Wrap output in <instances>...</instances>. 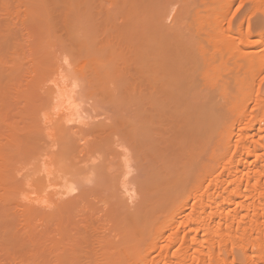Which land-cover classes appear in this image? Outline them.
Returning <instances> with one entry per match:
<instances>
[{"label": "bare ground", "instance_id": "bare-ground-1", "mask_svg": "<svg viewBox=\"0 0 264 264\" xmlns=\"http://www.w3.org/2000/svg\"><path fill=\"white\" fill-rule=\"evenodd\" d=\"M8 1L0 0V11H12L10 5L12 2ZM15 1L20 4L18 8L23 6L20 7L23 9L22 12L28 13L25 15L27 21L33 18L37 22V18L34 17L36 12L42 15L41 18L48 19L52 16V27L56 26L51 31L56 30L59 35L64 32L65 36H63L67 43L65 57L68 56V59L64 58V62L68 66L64 68L72 67L66 69L67 75L71 73L66 76L67 71L61 68L64 66L63 62L58 61L61 66L58 62L54 65L55 58L52 67L47 68L50 71L45 77L48 86V89L45 88L48 95L45 108L49 116L45 115L47 117L44 120L43 115L42 121L51 126L52 130L51 128L50 130L55 134L52 132L54 135H51V131L47 128L48 136H54L50 137L53 141L47 142L48 145L47 143L42 145L46 141L37 143L38 146L44 147L35 145L37 149L32 153L37 156V161L31 163L32 166L35 163V166L32 173L28 174L27 183L34 187L32 188L36 193L34 200L42 204L51 197L49 204L54 203L62 209L60 212L64 210L68 213L69 209L72 211V203H80L77 200L83 196L85 190L81 188L79 191L77 183H81L82 186L84 180H89L87 176L89 174L96 177V180L98 177L102 182V166L105 164L103 160L93 167L88 166L89 170L86 168V173L83 169L78 171V168L72 173L73 169L70 167L72 171L68 170L67 166L72 162L74 164L72 163L71 166L80 163H75L73 159L80 158L79 154L82 156L84 150L90 146L91 151L92 148H96L95 151L97 148L100 150L104 148L107 153L103 150L107 156L106 161L109 158L114 161L113 173L103 180L108 184L103 185L107 187L106 192L108 190L109 195L115 200V203H111L113 201L111 199L107 200L113 206L106 205L112 208V211L105 212L108 213L105 221L116 215L114 218H117L115 220L118 223L117 228L111 226L113 228L110 230H113L109 233V225L105 226L106 231L100 224L103 221L97 223L98 221L94 220L99 217L93 214L95 207L91 206L89 201H85L88 197L86 190L83 203L85 205L88 203L89 208L93 209L90 212L93 213L88 211L91 215L88 216L89 218L85 216L87 220L83 219L85 217L80 218L83 224L82 222L74 224L77 227L81 223L82 228L80 226L81 229L73 231L74 233L70 232L71 227L68 223L74 219L69 220L70 218L64 215H60V219L64 217L63 224H60L63 219L58 220L61 228L65 227L64 232L59 230L61 228L56 223L58 238L65 237L66 241L72 239V245L75 241L73 238H77L79 244L77 242V245H73L74 249L71 246L72 253L68 251L71 247L65 250L66 248L62 246L63 239H56L62 243L60 242L61 246H59L60 243L55 242L57 244L55 248L58 246L59 252L68 251L69 253L63 252L66 256H71L69 254L72 253L73 259L83 252H87V257H83L82 262L83 255H80V259L77 257L79 260L77 258L73 260L74 263L69 261V258L57 259L56 254L50 253L58 252L57 248L52 247L54 243L51 242L56 235H53L51 240L49 238L46 240L50 241L53 245L48 242L49 246L55 249L54 252L49 251L51 254L48 253L49 257L56 255L54 259L61 260L59 264H69V262L72 264H264V0H251L254 12L239 20L228 19L229 8L235 0H220L217 5L212 4L213 6L208 4L207 7L211 6L209 10L204 6L196 13L199 15L198 28L196 24L191 25L192 18L189 14L196 0H180L179 9L171 23L167 21L172 11L169 8L165 11L160 10L156 0H40L38 4H28L26 0H13L14 3ZM40 11L51 16L47 17V14L44 15L43 12L41 14ZM95 12L96 16H94ZM255 12L261 13V17L256 16ZM32 13L34 14L31 15ZM2 25L0 21V35L3 31L1 28L4 26V29L7 28L6 23ZM47 26L51 27L49 24ZM58 27L61 31L56 29ZM192 28L197 33L200 32L202 37L192 34ZM6 31L8 33L9 29L7 28ZM7 33L3 35L6 36ZM1 37L0 40H3L0 41V94L5 95L17 90L15 88L17 82L14 83L15 79H12L18 75V72L15 74V69L23 57H17L15 54L17 49H14L13 44L19 40L13 42L12 39L13 44H11L10 38L6 40L5 37ZM32 54L31 57H35L36 54ZM47 56L45 60L53 61L54 58L47 59ZM18 58L22 60L18 61L20 60ZM44 59L39 61H45ZM9 64H12L10 71ZM78 81L88 88L91 95L92 92L95 94L92 96L99 99L98 103L127 107L132 114L142 115L145 119L141 125L128 122L119 125L122 136L119 135L124 140H121L123 145L127 144L129 151L133 153L132 156L144 170L139 191L142 195L140 197H143L142 204L139 209L136 208L137 211L134 209L135 212L129 211V197L120 195L126 189L124 177L126 178L127 175L125 167L128 160L124 151H117L113 146L109 147L116 139L114 142L107 139L108 132L106 137L101 135L102 137L98 139V135L103 130L100 128L101 132L99 130L98 135H95L97 137L96 140L94 139L95 145L93 140L91 141L93 145L87 143L89 146L84 144L85 142H82L84 145L80 143L82 132L80 126L86 123L78 124L80 117H77L74 108ZM20 84L22 85V82ZM7 96L10 97L9 94H6ZM6 107L11 109L9 104ZM6 117L7 115L5 120ZM76 123L79 129L75 127ZM94 128L90 130H95ZM47 133L46 137H48ZM103 140H109L110 143ZM26 191L29 193L28 190ZM75 191L79 193L69 198L68 196ZM59 196L68 199L65 202L54 200L55 198L59 200ZM97 208L100 210L99 213H104L107 209L103 208L105 210L102 211L99 206ZM74 209L78 210L75 207ZM75 213L77 212H74V215L78 216V213ZM84 213L81 212L80 215ZM109 214L112 217L108 220ZM52 216L51 218L54 219L57 217ZM51 218L48 214L49 223L57 220ZM113 221L111 219V222ZM30 230L27 231L28 236L30 234L33 237L36 231L31 234ZM62 233H65L64 237ZM75 233L77 237L75 235L73 237ZM146 233V236L151 233L152 238L148 237L150 240L145 242L143 250L141 248L142 251L140 253L137 251L136 254L130 242L134 237L136 239V236L144 237ZM34 237L30 242L36 241L34 239L38 237L37 234ZM40 245L35 248L38 249ZM74 252L79 254L74 257L76 254ZM25 256L20 255V259L24 257L25 260ZM23 259L18 264L26 261ZM27 261L26 263L29 262ZM36 263L39 264L37 260Z\"/></svg>", "mask_w": 264, "mask_h": 264}, {"label": "rangeland", "instance_id": "rangeland-1", "mask_svg": "<svg viewBox=\"0 0 264 264\" xmlns=\"http://www.w3.org/2000/svg\"><path fill=\"white\" fill-rule=\"evenodd\" d=\"M39 1L40 0H36V1L35 0H29V1L26 0V2L28 4H38ZM219 1L220 0H196L193 3V5H192L193 6L192 7L193 9L189 11V14H191L190 17L192 18L191 25H195L196 24V27L198 28V19L197 18L199 17V15H197L196 13H197V11L199 9L204 8V6L207 7L208 4H210V5L216 4L217 5L219 3ZM8 2L9 3L12 2V4L10 3V5L12 6V11H10V12L0 11V21H1V25L2 24L5 25V23H6V25H7L6 27L9 29V32L10 33L9 32L7 33V31H6L7 28L4 29V27H5L4 26V27L1 28V31L2 30L3 31H2V33H1L0 36L5 37L6 40H8L10 38V41L9 42H11L12 39H13L12 40L13 42L19 40L18 42H15L14 44L11 42V44L15 45V47L14 46H11L10 43H8V44H10L11 47H14L15 50L17 49L16 50V53H15L16 56L17 57L20 56L21 58L23 57L22 58L23 60L20 59V58H18L20 60H18V59L17 60L18 61H21L22 60L23 62L21 61L22 64L20 62L18 64L17 68L15 69V71H16L15 74H17V72H18V75H19V76L18 75H15L13 77L12 80L15 79L14 80L15 82L11 80L14 83H16V82L18 83V84L16 83V85H15V88H17V90L15 89L13 92L10 91L9 93H6L7 95L9 94L10 97H8V96L6 97V94L5 95H3V94L1 95L0 94L2 96V97L0 96V98H1L0 99V105H2L5 102L4 100L9 101V102H5L3 104V106H0V120H1L0 121V239L2 238V240H3V241L0 240V243L2 242L0 244V260H1L0 262H4L3 264H12L13 261H14L13 264H15L16 261L18 260L17 263H16V264H18V263H20V260H22L24 258L23 257V258L20 259V255H22V256L24 255L25 256V254H28V253H30V255L28 254L29 256L28 255L25 256V260L27 261V259H28L29 262H31L33 260L34 261L33 262L34 264L36 263V260H37V262L39 264L40 263L42 264L44 261L47 262V260H49V262H47L46 264H56L57 262H58L57 264H59V261L62 260L61 257H64L65 259L66 258H69V261H71V262L74 263L75 259L77 257L79 258L80 255H83L82 258H81V261L83 262L84 261V258L87 257V255H86L87 252H83L85 254H83V253L81 254L80 253V255H77V254H79V252L78 253L74 252V254L76 253L75 255L73 254L74 257L76 255H77V257H75V259L71 258V257H73L72 256V253H73L72 252L73 251L72 250V247H73V245H77L76 244L77 242L79 244V241L76 240L77 238L76 239L73 238V240H75L74 241L75 244L73 242V245H72V239H68V241H66L67 238L64 239L65 238L64 237L65 236L64 235L65 233L64 234L62 233L63 234L62 236L64 237V238H62L64 240V241H62L63 243L61 241L60 242L62 244H64L62 246L66 248L65 250H67L68 248H70L72 246L70 249H68V251L72 252V253L69 254L71 256H66V254L63 253V252H66L64 250L63 251L60 250L61 252H59L58 251L59 250L58 246L56 247L57 248L56 251H58V252H54L55 249H56L55 248V244H56L55 242L58 241L56 239L62 240V239H60L61 236H60V238H58L59 237V233L56 230L57 229V226H58V225L56 226V223H58V220H62L64 217H67L68 216L70 218L69 220L74 219V220H71L72 222L70 221L68 223V226L71 227L70 229L68 228L70 230V232L71 231L73 232V231H76L78 229H81L83 222H82V220L80 218L81 217L83 218L85 216H87V218H89L91 214H88V211L90 212V210L91 211L93 210V209H90L88 203H86L87 201H89V204L91 203V206H94L95 207V208L94 207H91V208H94V211L95 212L94 213L93 212H90V213H93L95 217L97 216V217L100 218V216H101L100 219L98 218L96 220L94 218V220L96 222L98 221L97 223L103 221L102 222L103 224L100 223L102 225L101 226L102 229H104V230L107 231V229H106L107 227H105V226H108L109 225L108 226V230H110V228H113V227L115 228L116 225L118 224L115 221L117 218H114V217H116L115 214H113V216L115 215L114 217H112L111 214H109L110 217H108V220H109V218L112 217L111 219H112V221L114 219V221H115V222L113 221L114 223L111 222V219L109 221H105V220H107L108 213H111L110 210L112 208H110V207H111V205L113 206V204H111V203L112 202L115 203V200L111 197V195H109L110 193H109L108 190L106 192V188L107 187H105L106 186L105 184H108V182L105 183V181L103 182V180L106 179V176L107 175H110L111 173H113V170H114V161L111 158H109L106 161V157H107L106 154L107 153L104 150V148H102L101 150L99 148H97V150H96L97 152L95 151L96 148L95 149L92 148V151H91V147L87 143H91V141L93 140L92 142L95 145V140L97 138L95 135L97 133L101 132V129H103L104 131L102 130V132H104V133L101 132L102 134L101 133H100V135L97 134L98 137H99L98 139H100V136L101 135H105V137H106V133L108 132L107 133L108 136L106 138L109 139V140H111V141H113V142L116 139L117 142L115 140L114 143L115 144H119V145H115L113 142H111L113 144H110L109 147L113 146V148L117 149V151H124L128 155V156L126 155V158H127L128 161H127V165L125 167V171L127 172V175H126V178L124 177V181L126 182V187H125L126 189L123 188V189L127 190V192H124L125 191L124 190L123 191V194H120V192H119V194L122 195V196H125L126 198L129 197L128 198V205H130L129 206L130 207L129 208L130 209L129 211H131V212L134 211L135 212L136 208L139 209L140 206H141V204H142L141 201H142L143 197L142 198L140 197L142 195H141V193L139 191H140V188H141V185L140 184L142 183L141 180H143V176H144V170L141 169V167L139 166V164L136 161V159L134 158V156H132L133 153L131 154L132 151H129L130 149L127 146V144L126 145L125 144L123 145V142L121 141V140H123V138H121V136H122L121 133L122 132H121V129L119 128L120 127L119 125H120V123H123V122H128V123H131V124L139 123L138 125H141V124H143V120H145V119L143 118L142 115L135 116L134 114H132L127 109V107H117V106H110V105H106V104H101L100 102L98 103L99 99L98 98L96 99V96H94V98L92 96V95H95V94L92 92V95H91V93L89 92L88 88L86 86H84V84L81 81H78L79 84H78V86H76L77 88L75 90V100L76 101H75L74 108L76 110V114H78L77 117H80V123H78V124H84V123H86V124H84V126L83 125L80 126V129L82 130L81 133H83V134L80 133L81 137L79 139L81 141L80 143H82V142L84 143L85 142L84 144H87L89 146V148H87V149L84 150L85 152L82 153V156H81V154H79L81 160H80L79 157L78 158H79L80 161L78 160V158L77 159L76 158L73 159L75 161V163L76 162L77 163L80 162L79 164H76L77 167H76V165L75 166L74 165L71 166V164L73 163L72 162L71 164H69L70 166L69 165L67 166L68 168H66V169L71 170V171L73 169L72 173L77 168H78L77 169L78 171L79 170L82 171V169H83V172H84V170L86 168H87V170H89L88 166L93 167L97 163H100V161H103L104 160L105 161L104 162L105 164L102 166V168H103L102 169L103 180H101L102 182H100V180H98V177H97V180H98L97 181L96 180V177L91 176L89 174V175H87V176H89L88 177L89 180L88 181H85L84 180L83 182H85V183H83L82 186H81V183L80 184H79V182L77 183V187L79 188V191H80L81 188L82 189H85L84 190V193H86V190L89 191V192L87 191V193H86L89 198L86 197V200H85L86 201L85 203L88 206H86L83 203L84 202V200H83L84 193H83V196L81 198H79V199H81V201H79V199L78 200L76 199L78 203L80 202L79 204L81 205V210H83V211L79 210L80 205L79 204H75L76 203L75 202V203H72V206H73L72 207V211L69 209L68 210V213H66V211L63 210L64 211V214H63V211L60 212V210H62V209L58 208L56 206V204H54V203L49 204L48 201H51L52 200L51 197L49 198L51 200L47 199L48 201L46 203H42V204H40L41 202L40 203H37V201L34 200L35 198H33V197H36V193L33 191L34 189H32L34 187L30 186L29 183H27V178H29V175L28 174H31L32 173L33 168L35 166V163H34L33 166H32V164H33V162L35 160L37 161V159H36L37 156H35V154H32V153L35 152V150L37 149V147H44V146H38V144H41L42 142L44 143L46 141L44 144H42V145H46L47 142L50 143V142L53 141V138L51 140L50 137H54V136H48V133L47 132L51 131L52 128H51V126L47 125L46 122H44L45 117L49 116V114L47 112L48 110L45 108V106L47 105L46 103H48V97H46V96H48L47 93H46V91H47L46 89H48V86H47V81H45L46 80L45 77L48 76L49 71H50L48 69H50L52 67L51 64H52V62L55 61V58H56V63H54V65H56L58 61L59 62L62 61L63 63L62 62L61 63L64 66H61L62 64L58 62V64H60L61 68L66 67V65L68 66V64L64 62V58L68 59V56L65 57V55L67 54V53H65V52H67V43L65 41L64 32L59 35L56 30L55 31H51V29L54 30V28L56 26V25H54V28L52 27L53 26V22H52V19L53 18H52L51 15H48L44 11H40L41 14H42V12H43L44 15L47 14V17L51 16L48 19H46L44 17L45 18V21H44L43 20L44 18H41L42 15H40V14L38 15V13L36 12L35 13L36 15L34 17L37 18V22H36V19L34 20L33 18H31L34 21V23H32L33 21L31 19H28V21H27V18L25 17V15H27L28 13H26L24 11H23L24 13L22 12L23 9H21L20 7H23V6H19V8H18V5H20L19 2L15 1V3H14L13 0H9ZM179 3H180V0H156L157 7H159L160 10L165 11V10H167L169 8V10L172 11V13L170 15V18L168 17V21L167 22H169V23H171L173 21L174 15L177 13V11L179 9V6H180ZM210 8H211V6L210 7L209 6L207 7L208 10ZM250 12H254V6H253V3L251 2V0H235L234 4L229 8L228 19L229 18H235L236 20H239L243 16L249 14ZM33 14L34 13H32L31 15H33ZM255 15L258 16V17H261V13H259V12H255ZM94 16H96V12H95V15ZM39 17H40V20H38ZM28 18H29V16H28ZM96 18H98V17H96ZM42 20L45 23L42 22ZM46 20H47V22H46ZM94 20H96V19H94ZM49 21H51V22L49 23ZM2 22H5V23H2ZM7 23H9V24H7ZM48 24H49V26L51 25L52 28L51 27L48 28V26H47ZM94 25L96 26V21L94 22ZM46 29L48 31H46ZM56 29L57 30L59 29L58 31H61V29L59 27L56 28ZM4 31H6V32H4ZM50 31L53 33L54 36L53 35H50V34H52V33H50ZM3 32L4 33H7L9 35L6 34V36H4L5 34ZM48 32H49V35H48ZM55 32H57V33H55ZM45 34H46V36H45ZM192 34L199 35L200 37H202V34L200 32L197 33V31L194 28H192ZM39 35H40V38H39ZM22 36H23V38H22ZM41 36H43V37H41ZM37 39H39V40H37ZM1 40H3V39H1ZM37 41H39V42H37ZM43 44H45V45H43ZM42 45L44 46L43 48L41 47ZM37 47H41V48H37ZM34 49H36V50H34ZM60 49L63 50V51H61ZM24 50H25L26 53L24 52ZM49 52H50V54H49ZM10 53H11V51H10ZM12 53L14 54L13 51H12ZM31 54L32 55H35L36 54V55H35V57L32 56L33 57L32 58L31 57ZM49 55H51V56L53 55V56L50 57ZM61 55L64 56V57L62 58ZM41 56H42L43 59L45 58V56H47V59L48 58H54V59H52L53 61H51V59H48L49 62H48V60H45L46 58L44 59L45 61L42 60L43 62L40 60L43 63L42 64L39 61V59H42ZM38 63H41V65L40 64L38 65ZM34 64L36 66H38V67H36ZM44 65H46V66H44ZM39 66H41V68ZM48 67H50V68H48ZM9 68H11V69H9ZM67 68L69 69V68H72V67H67ZM67 68H64L65 69V72L67 71L66 74L64 72V74L66 76L71 75V73L67 75V73H68V70H66ZM20 69H21V71H20ZM8 70L9 71L12 70V64L10 66H8ZM61 70H63V69H61ZM70 71H72V70H70ZM34 72H36V73H34ZM37 75H38V77H37ZM31 79L33 80V82H32ZM21 82H22V85L20 84ZM42 87H44V88H42ZM40 92H42V93H40ZM77 92H79V94H77ZM90 95H91V97H90ZM11 97L14 98L17 101L15 102L14 99H11L10 100L9 98H11ZM17 97H19V98H17ZM2 98H4V100ZM19 100H21V101H19ZM6 103H8L10 105L11 109L9 107H6L8 105ZM43 111H45V112H43ZM74 113H75V111H74ZM1 115H2V119H1ZM5 115H7V117H6L7 120L4 119L5 118ZM43 115H44V120L42 121ZM45 115H47V116H45ZM41 123L44 124L43 125L44 127L47 126L44 129V131H46L45 133H43L44 131L41 132V130H43V128H44ZM73 125L71 127H73ZM41 127H43V128H41ZM75 127H78L77 129H79V126L77 125V123H76V126ZM47 128L49 129V131H48ZM50 128H51V130H50ZM93 128L95 130H90V129H93ZM106 129H107V131H105ZM88 131H90V132H88ZM52 132L54 133V131H51V133H50L51 135L53 134ZM46 133H47V136L49 138L46 137ZM93 134H94V136H93ZM119 134H121V136ZM105 137L103 136V139ZM108 137H110L111 139L108 138ZM81 138H82V140H81ZM83 138H85L84 139L85 141L83 140ZM54 139L56 140V138H54ZM101 140H102V138H101ZM103 141L104 142H108L106 140H103ZM49 143H47V145ZM93 143H91V144L93 145ZM109 143H110V141L108 142V144ZM35 145L37 147H35ZM114 145H115V147H114ZM45 148L47 149V147H45ZM86 150L88 152H86ZM103 150L105 151L106 154L104 153ZM31 151H33V152H31ZM87 153H88V155H87ZM81 161H82V163H81ZM72 173L70 172L71 175H72ZM85 173H86V170H85ZM66 174L68 175V171L66 172ZM87 176L85 177L86 180H87ZM68 177H70V175ZM24 182H26L27 184H25ZM139 185H140V187H139ZM24 186L27 187V188H25ZM26 190H28L29 193H27ZM30 190H31L32 193L30 192ZM79 191H78V193H79ZM33 192L35 194H33ZM101 192H103V193H101ZM78 193H77V191H75L73 194H71V196H68V197L71 198L73 196H76ZM88 193H90V194H88ZM127 193H128V195H127ZM26 194L27 195L29 194V195L27 196ZM49 196H47V197H49ZM68 197L62 199L61 196H59V200H58V198H55L54 200H57L59 202H65V201H67ZM109 199L113 200V201H111L110 204H109L110 201H107ZM29 202L30 203L32 202V203L30 204ZM106 205L110 206V207L107 206L109 208V211H108V208L106 207ZM98 206H99V209H101L102 211L105 210L103 208H107V209L104 211V213H102V212L99 213L100 210H98V208L96 209V207H98ZM101 206H103V207H101ZM40 207H42V208H40ZM48 207H49V209H48ZM74 207L76 209H78L80 212L78 210L76 211L74 209ZM44 209H46V211H44ZM74 212H77L78 213V216L77 215L75 216L74 215ZM81 212L82 213L85 212L84 214H81L83 216L80 215ZM105 212H108V213L105 214ZM60 213H62V214H60ZM77 213H75V214H77ZM48 214H50V218H51V215H53L55 217L56 216L58 217L60 215H62V216L64 215V217L62 219H60L61 216L59 218L56 217L55 219L54 218H51L52 220L53 219L54 220L57 219V220L55 222L50 220L51 222L49 223V220L47 219L48 218ZM102 214L103 215L105 214L106 216L104 215L105 216L104 217V216H102ZM45 215H47V216H45ZM72 215H74V216H72ZM44 216L46 217V219H45ZM43 218L45 220H48V221L46 222ZM85 218H83V219L84 220H87V218L86 219ZM63 221H64V219L61 221L60 224H63L62 223ZM73 221H75V223H73ZM76 222H82V224L81 223L79 224L81 226V228H79L80 226L75 227V225L77 224ZM84 222H87V221H84ZM52 223L53 224L55 223V224L53 225ZM60 224H59V226L61 228V225ZM29 225L30 226H33V227H28ZM103 225H104V227H103ZM34 226H35V228H34ZM111 226H113V227H111ZM30 228H31V230H30ZM29 230H30L29 233H31V234H34L35 231L37 232V233L35 232V234H34L35 237H36V234H37V236L40 237L39 239H42V238H45V239H42L40 241L38 239V237L35 238L32 235L35 238L34 240H36V241H34L35 243L34 242H30L33 239V237H31L30 234L28 236V232L27 231H29ZM54 230H56V231H54ZM59 230L61 232H64L65 227H64V229L61 228ZM112 230H110V232L109 231L108 232L111 233ZM31 231H33V233ZM114 231H113V233H114ZM26 232H27V234H26ZM46 232H48V233H46ZM57 233H58V235H57ZM40 234H41V236H40ZM46 234L48 235L47 237H46ZM114 234H112V235H114ZM1 235H3V236H1ZM53 235L54 236L56 235L55 238H54V241L51 240L54 237ZM74 235H75V237H77L76 233L73 234V237H74ZM146 235H147V233L144 234L143 235L144 237H142V238L141 237H138V236H136L137 237L136 239H135V237L133 238V241L138 242L139 244L138 243L136 244L133 241H131L132 240V238H131V240H130L131 241L130 242V246H132V247L134 246L133 249H134V252L135 253L137 251H139V253H140L143 250V248L145 247V245H146L145 242L149 241L150 238H152V234L151 233H148V236H146ZM29 237H31V238H29ZM148 237H150V238H148ZM48 238L51 240L52 243H54V246H52V247L55 248L54 250L52 249L51 246H49L52 243L50 241H46V240H49ZM70 240H71V242L69 243ZM140 241H141V243H140ZM46 242H47V246L44 247V245H46ZM48 242L50 244H48ZM60 242L58 241V243H60ZM64 242H67L69 244V246H68V244H65ZM61 243H60V245L59 244L58 245L61 246ZM39 244H41L40 246H38L39 248L38 249L35 248ZM138 245L141 246V247H137ZM22 246L24 247V249H23ZM48 246L51 247V248H49ZM46 247L49 248V250H46L47 249ZM77 247H76V250H77ZM79 247H80V245H79ZM34 248L37 249V250H35ZM141 248H142V250H141ZM22 249H23V251H22ZM60 249H62V247H60ZM73 249H74V247H73ZM50 250L51 251L53 250V252H54V253L50 252L51 254H56L58 256L57 259H61V260H57L56 261V259H54V258H56V255L55 256H52V258H51V256L49 257V254H50L49 251ZM39 251H41V252H39ZM68 251L66 253H69ZM58 253H61L60 255H62V256H60ZM136 254H138V252ZM84 255H86V256H84ZM12 258H15L16 260L15 259L12 260ZM41 258H43V259H41ZM39 260H40V262H39ZM11 261H12V263H11ZM26 261L25 262H22L21 261V263L24 264V263H26ZM71 262H69V264H72ZM28 263H26V264H28ZM31 263H29V264H31ZM0 264H2V263H0Z\"/></svg>", "mask_w": 264, "mask_h": 264}]
</instances>
